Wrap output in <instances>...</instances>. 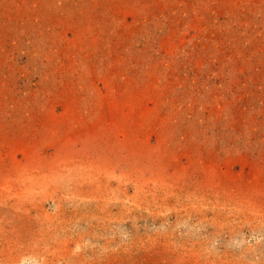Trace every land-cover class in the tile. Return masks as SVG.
Here are the masks:
<instances>
[{"label":"rangeland","instance_id":"rangeland-1","mask_svg":"<svg viewBox=\"0 0 264 264\" xmlns=\"http://www.w3.org/2000/svg\"><path fill=\"white\" fill-rule=\"evenodd\" d=\"M0 264H264V0H0Z\"/></svg>","mask_w":264,"mask_h":264}]
</instances>
